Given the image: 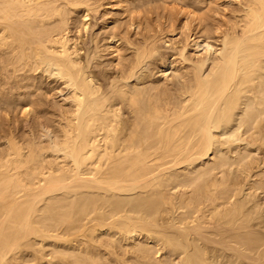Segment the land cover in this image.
I'll use <instances>...</instances> for the list:
<instances>
[{
  "label": "bare ground",
  "instance_id": "1",
  "mask_svg": "<svg viewBox=\"0 0 264 264\" xmlns=\"http://www.w3.org/2000/svg\"><path fill=\"white\" fill-rule=\"evenodd\" d=\"M109 1L125 15L84 62V18L104 0H0V264H264V168L231 146L264 149V0L213 27L193 0H159L178 26L151 23L156 0ZM159 41L177 83H131ZM107 51L119 76L105 89L88 64ZM53 82L64 103L41 112L47 130L40 109L28 133L7 127Z\"/></svg>",
  "mask_w": 264,
  "mask_h": 264
},
{
  "label": "rangeland",
  "instance_id": "2",
  "mask_svg": "<svg viewBox=\"0 0 264 264\" xmlns=\"http://www.w3.org/2000/svg\"><path fill=\"white\" fill-rule=\"evenodd\" d=\"M109 1V0H108ZM108 1H106V0H104V2H103V6H101L100 8H99V11H97V12H92L91 14H90V16H91V19H90V16H87V17H85L84 18V20L85 21H88V22H90V24L88 23L87 24V29H86V31L84 30V36L80 39V45L82 46V50H81V52H80V55H81V58L83 59V61L84 62H86L87 61V56L88 55H90V53L94 50L93 48L95 47V44H94V41H93V37L94 36H98L99 35V37L100 36H102V35H104L105 33H106V29H104V28H106V26H105V22L106 21H112V19L111 18H116V20H119L121 17L123 18L124 16L123 15H125V13L123 14V15H113L112 13H110V1L108 2ZM188 2H190L191 3V1L192 0H187ZM197 1L199 2V4H200V2L202 3V2H204L205 4H200V6H199V4H197ZM209 2L210 0H193V2L192 3H195L196 2V10H198V12H203V14L201 13V15H202V17H201V15H200V17H201V20L203 21V17L206 19V21L204 20L203 22L205 23H207V24H209V26L210 27H213L212 26V24H214L215 25V23L214 22H216L215 20L216 19H218L217 21H221V20H226L225 18H226V16L228 15V13H229V15L228 16H231L232 14L234 15V13H233V10H236L237 8H239L240 7V4H238V2H239V0H212L213 2H212V4H211V6H214V2H216L215 3V5H216V7L214 6V8L213 7H211V9H209L210 8V3H211V1L208 3V6H209V10H208V13L209 12H211V11H213V13L211 12L210 13V15L208 14V13H206V11L204 12L203 10H204V8L206 7H208L206 4H207V2ZM108 2V3H107ZM184 2H186V1H184ZM237 2V3H236ZM104 3H106V4H104ZM156 3H157V6H156ZM161 2H159V0H156L155 1V6H154V15H153V10L151 11L150 10V7H149V10H148V8H146L147 9V11H146V14H147V17L149 18V20L151 21V23L153 24V22L154 23H157V21H158V19H159V21H162V22H159V23H164V22H166L167 20V24H170V23H168L169 21H171V23H173L174 24V19H178L177 21H176V23L174 24V25H176V26H178V25H180L179 24V22L181 21V19H182V16H177V12H176V16H175V11L172 13V10H174L175 8H174V6H172V4L174 3V5H175V2L173 1V2H171V4L169 3L168 5H167V9H164V7L165 6H163V3H162V9H161V4H160ZM223 4H224V7L225 8H223ZM226 5V6H225ZM236 5V6H235ZM152 6H153V4H152ZM222 6V7H221ZM170 7V9H171V13L173 14V16L170 14V16H169V12H170V9H169V11H168V8ZM176 7V6H175ZM205 8V9H206ZM220 9L221 8V10L219 11V10H217V9ZM231 8V9H230ZM152 9V8H151ZM200 9V10H199ZM203 9V10H202ZM214 9H216V11L214 10ZM156 10V11H155ZM157 10H158V13H157ZM225 10V11H224ZM149 11V12H148ZM162 11V12H161ZM218 11V13H215V12H217ZM229 11V12H228ZM232 11V12H231ZM221 12H225L226 13V15H222V13ZM107 13V14H106ZM166 15H165V14ZM200 13H198V14H200ZM215 13V14H214ZM224 13V14H225ZM111 14V15H110ZM168 14V15H167ZM216 14H217V17H216ZM218 14H220V15H218ZM109 15V16H108ZM127 15V14H126ZM160 15V16H159ZM212 15V16H211ZM215 15V16H214ZM221 15H222V18H221ZM121 16V17H120ZM157 16H158V18H157ZM161 16H162V18H161ZM167 16H168V19H167ZM171 16L173 17V19L171 18ZM209 16V17H208ZM210 16H211V18H210ZM224 16H225V18H224ZM228 16H227V18H228ZM150 17H152L151 19H150ZM165 17V18H164ZM207 17V18H206ZM213 17V18H212ZM157 18V19H156ZM180 18V19H179ZM219 18H220V20H219ZM224 18V19H223ZM111 19V20H110ZM154 19V20H153ZM170 19V20H169ZM172 19V20H171ZM215 19V20H214ZM103 20V21H102ZM126 19H124V21H125ZM152 20H153V22H152ZM165 20V21H164ZM211 20H212V22H211ZM127 21V20H126ZM174 21V22H173ZM202 21H200L201 23H202ZM122 23V22H121ZM120 23V24H121ZM124 23V22H123ZM203 24V23H202ZM104 25V26H103ZM123 25V24H122ZM137 31H139V30H137ZM183 32H185V31H187L186 29H183L182 30ZM132 34L134 35V33L132 32ZM132 35V36H133ZM171 36V35H170ZM135 39L137 38H141L140 36H138V35H136V36H133ZM181 37H182V35H181ZM181 37H179L178 36V38H181ZM184 37V36H183ZM182 37V38H183ZM177 38V37H176ZM138 39V40H139ZM91 41V42H90ZM105 43L103 42V44H102V42H101V45H104ZM158 44H159V51L155 54L156 56H154L153 58H151V59H149V61L150 62H148V60L146 61V65L145 64H143L142 66H140L139 68H138V72H137V75L136 76H134L132 79H131V83H139V81H140V76H138V73H139V75H140V73L141 72H143V71H145V72H149L150 71V74H152V72H153V75H152V78L155 80V78L156 79H158L159 77V79H161V80H163V81H165V82H167L168 84H170L171 85V83L172 84H175V83H177L176 81H178V75H177V73H174L175 72V70H174V68L172 67H170V66H167V68L165 67V72H167V74L166 73H162V69H164V64L166 63V61H169V59L170 58H173V59H170V60H174L176 57H177V54H175V52L176 51H174L173 50V48L175 49V47L172 45V43H170V42H166V41H159L158 42ZM164 44V45H163ZM203 46H204V44H203ZM126 47V46H125ZM172 47V48H171ZM91 51H90V50ZM123 52H126L125 51V49H123ZM88 53V54H87ZM165 54V55H164ZM176 55V56H175ZM175 56V57H174ZM110 57H112V56H110L109 55V52L107 51V52H103L102 54H101V57L99 56L98 58H95V59H93V60H91L90 61V63L88 64V66H89V68L91 69V71L95 74V77H96V79H98V81L100 82V83H102V86L105 88V89H108L109 87H110V85H111V83L113 82V80H115V79H117L118 78V76H119V66H115L114 64H111L110 62ZM101 59V60H100ZM165 59H166V61H165ZM110 61V62H109ZM97 62H98V64H97ZM102 62V63H101ZM163 62V63H162ZM93 63V64H92ZM148 63V64H147ZM100 64H102V65H100ZM103 64H104V66H103ZM108 64V65H107ZM110 64V65H109ZM155 64V65H154ZM160 64H162V66L160 65ZM187 64V63H186ZM92 65V66H91ZM94 65V66H93ZM102 66V67H101ZM108 66V67H107ZM110 66V67H109ZM112 66V67H111ZM97 67H98V69H97ZM101 67V68H100ZM116 67V68H115ZM142 67V68H141ZM168 67H170V68H168ZM94 68V69H93ZM118 69V70H117ZM144 69V70H143ZM160 69H161V71H160ZM147 70V71H146ZM115 71H117V73L115 72ZM141 71V72H140ZM152 71V72H151ZM97 73V74H96ZM164 74V75H163ZM177 75V76H176ZM117 76V77H116ZM154 76V77H153ZM173 76V77H172ZM100 78V79H99ZM103 79V80H102ZM165 79V80H164ZM171 79H172V81H171ZM176 79V80H175ZM50 80H52V79H50ZM108 80V81H107ZM106 81V82H105ZM138 81V82H137ZM173 81H175V82H173ZM54 83V82H53ZM53 83H50L49 85H48V87L50 88L49 89V95L48 94H46L45 96H50L51 98H49V97H46V103H47V105H46V103H45V100L42 102V104L39 106V107H37V106H35L34 108H36V110H35V112H34V114L32 113V114H30V116H28L29 118L27 119V118H25V119H27V120H24L23 118V116L21 115V113H19V116H18V113L16 114V113H14L13 115L11 114V119L7 122L8 123V126H7V124H6V126L7 127H14L20 134H23L22 133V130H23V132H26V133H28L29 132V127L35 122V119H37L38 118V120H39V117H37V116H39V114L41 115V118H40V121H38V122H35L34 124L35 125H33V126H35V127H37V126H39V125H42V126H39L40 128L39 129H41V130H47V127H48V119H46V118H44V114H45V111L46 112H51L52 110H54V108L56 109V108H58L59 107V105H62L61 104V101H62V103H64L63 101H64V93H62V92H58V91H60V90H58L59 88V85L58 84H56V83H54V84H56V86L55 85H53ZM107 86V87H106ZM54 88L55 87V89H52L51 90V88ZM54 92V93H53ZM52 94V95H51ZM45 96H44V98L43 99H45ZM47 98L49 99V101H51V102H49L48 100H47ZM51 99V100H50ZM63 99V100H62ZM56 103V104H55ZM59 103V105H57ZM48 104H51L50 106L48 105ZM53 104V105H52ZM43 105V106H42ZM44 105H45V107H44ZM42 106V107H41ZM47 106H49L50 108H51V110L49 109L48 111H47ZM52 106L54 107V108H52ZM41 107V108H40ZM43 107H44V111H43ZM38 109H40V113L37 115V111H38ZM41 112H43L44 114H41ZM125 113L126 114H129V112H128V109L127 108H125ZM47 114V113H46ZM45 114V115H46ZM17 115V116H16ZM12 116H14L13 118H12ZM21 116H22V118H21ZM34 116H36V117H34ZM47 116V118H49V119H51V117L50 116H52V114H50V116H48V115H46ZM45 116V117H46ZM6 118V117H5ZM19 118H20V120H19ZM13 121H15L16 122V124H15V122H13ZM19 121V122H18ZM26 121V122H25ZM12 122V123H11ZM18 122V123H17ZM28 122V123H27ZM36 123H37V126H36ZM39 123V124H38ZM14 124V126H12ZM31 124V125H30ZM10 125V126H9ZM17 125V127H15ZM44 125H46V126H44ZM28 128H27V127ZM46 128V129H45ZM19 129H20V131H19ZM25 129V130H24ZM17 132V133H18ZM228 138V137H227ZM229 140H231V139H229ZM232 141V140H231ZM235 141H236V143H235ZM235 141H233L232 142V145L231 146H234V147H241V148H249L252 152H253V154H255V156H257L259 159H260V161H259V163H260V167L259 168H264V149L263 148H257V146L256 145H252L251 146V144L250 145H248V141L247 140H240L241 142H238L237 140H235ZM247 143V144H246ZM236 144V145H235ZM238 144V145H237ZM248 145V146H247ZM234 147H232V148H234ZM252 148V149H251ZM263 154H262V153ZM263 161V162H262ZM262 164V165H261ZM185 165H181V166H179L180 168H183ZM178 167V168H179ZM165 252L167 251V250H164ZM167 254H168V252H166ZM175 259V263H178L179 261H180V257L178 256V255H175V257H174Z\"/></svg>",
  "mask_w": 264,
  "mask_h": 264
}]
</instances>
